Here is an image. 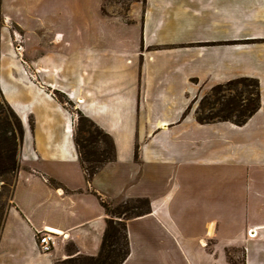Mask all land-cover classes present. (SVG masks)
<instances>
[{
	"label": "crops",
	"instance_id": "0c3cea01",
	"mask_svg": "<svg viewBox=\"0 0 264 264\" xmlns=\"http://www.w3.org/2000/svg\"><path fill=\"white\" fill-rule=\"evenodd\" d=\"M59 1L0 0V8ZM69 1L95 8L105 30L45 34L39 84L21 66L0 69L24 130L0 264H55L69 243L76 255H97L107 219L97 195L149 201L146 215L127 221L123 264H264V0H133L129 18L104 14L106 0ZM166 26L176 33L161 34ZM239 78L260 85V108L245 124H201L187 112ZM57 94L115 144V160L91 182L75 115ZM40 231L61 234L49 254L37 245Z\"/></svg>",
	"mask_w": 264,
	"mask_h": 264
},
{
	"label": "trees",
	"instance_id": "16d2710c",
	"mask_svg": "<svg viewBox=\"0 0 264 264\" xmlns=\"http://www.w3.org/2000/svg\"><path fill=\"white\" fill-rule=\"evenodd\" d=\"M239 87H242L241 90ZM225 91H233L234 94L226 95L223 93ZM211 92L213 100L203 97L199 102V107L207 109L208 112L199 113L196 111L195 114L196 120L201 124L232 122L241 126L260 108V85L259 81L253 78L235 79L212 88ZM57 96L62 104L65 102L72 104L65 96L60 94ZM59 96H62L65 101ZM0 105L8 110L7 115L0 112V124L4 126L0 129V139L10 144L9 149L0 148V173H16L19 169L18 148L21 146L24 136L23 125L18 115L4 99L1 90ZM187 112H190V108ZM77 114L79 120L75 127V146L86 179L91 182L104 165L115 160V144L111 136L95 122L85 117L80 111H77ZM101 142L105 147L100 145ZM137 155L138 151H136ZM51 183L55 184L54 181ZM94 194L97 195L95 192ZM97 197L107 214L106 229L98 254L95 256L76 255L77 249L71 243L74 250L69 252V257L57 261L55 264H123L129 257L127 221L144 216L149 212L148 199H130L129 201L134 203L129 207L124 206L123 217H121V214L113 213L111 203L103 199L102 196L97 195ZM4 219L5 212H0V236Z\"/></svg>",
	"mask_w": 264,
	"mask_h": 264
},
{
	"label": "rangeland",
	"instance_id": "374dc122",
	"mask_svg": "<svg viewBox=\"0 0 264 264\" xmlns=\"http://www.w3.org/2000/svg\"><path fill=\"white\" fill-rule=\"evenodd\" d=\"M133 0H106L102 8L103 13L109 16L119 15L129 18V9ZM47 8L39 9H3L0 8V69L13 65L23 67L26 76L35 84H39V39H42L47 33L55 35L56 32L62 33L68 37L82 33H95L105 30V24L97 23L99 14L95 8L87 6V4L73 5L69 0H60L58 4H52ZM58 5V6H57ZM41 21L46 24L41 25ZM90 21V23H89ZM161 34L176 33L174 26H166ZM114 28L120 33L128 32L120 23H115ZM46 34V35H45ZM48 37L50 35H47ZM47 43V41H45ZM62 47H65L64 42ZM77 47V46H76ZM66 48V47H65ZM62 49V48H61ZM67 49L63 51L67 55ZM242 87H239L241 90ZM226 95L234 94V92H223ZM60 99L65 101L62 96ZM203 97L214 99L211 90H207L201 94L197 101L190 106V112L194 115L196 111L199 113L208 112L207 109L199 107V102ZM65 106L74 113L78 124L77 106L65 102ZM0 112L8 113L6 107L0 105ZM4 128L0 124V129ZM78 128V126H77ZM80 136H82L80 134ZM79 136V137H80ZM18 148L17 161L20 168L19 155L22 147ZM103 143L101 142L100 145ZM105 147V146H103ZM0 148L9 149L10 144L0 139ZM1 165V164H0ZM19 170V169H18ZM0 173V212H5L9 206L13 186L18 173ZM130 199H119L111 203V209L114 214H121L124 206H131L134 202ZM107 201V200H106ZM118 208V209H117ZM59 242V239H58ZM58 244V243H57ZM67 252L73 251L71 243L67 244ZM61 260V259H60ZM58 260V261H60ZM63 260V259H62Z\"/></svg>",
	"mask_w": 264,
	"mask_h": 264
},
{
	"label": "built area",
	"instance_id": "2783aa9c",
	"mask_svg": "<svg viewBox=\"0 0 264 264\" xmlns=\"http://www.w3.org/2000/svg\"><path fill=\"white\" fill-rule=\"evenodd\" d=\"M61 234L55 231H40L37 234V245L43 254L51 253L57 246Z\"/></svg>",
	"mask_w": 264,
	"mask_h": 264
}]
</instances>
